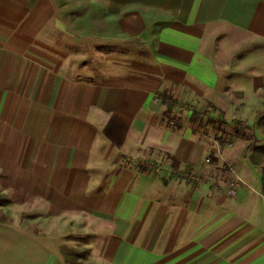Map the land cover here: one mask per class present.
<instances>
[{"label":"crops","instance_id":"crops-1","mask_svg":"<svg viewBox=\"0 0 264 264\" xmlns=\"http://www.w3.org/2000/svg\"><path fill=\"white\" fill-rule=\"evenodd\" d=\"M262 94L264 0H0V264H264V161L190 121Z\"/></svg>","mask_w":264,"mask_h":264},{"label":"rangeland","instance_id":"rangeland-1","mask_svg":"<svg viewBox=\"0 0 264 264\" xmlns=\"http://www.w3.org/2000/svg\"><path fill=\"white\" fill-rule=\"evenodd\" d=\"M161 99L158 98V103L157 104H160L161 102ZM163 109V107H162ZM192 109L193 107L190 106V105H187L185 106V104H180L178 101H177V104L175 106V109L173 111V114L172 116L169 118V119H166V122H168L169 124H174V123H180V124H184L186 126H189L190 123L188 121V117L190 115V113L192 112ZM198 112L202 113L203 112V108L201 110H198ZM208 116L209 115H213V116H216L217 113H210L208 112L207 113ZM226 119V118H225ZM227 122H228V127L225 128V130L223 131L224 133L221 134H215L214 132H212V130L210 128H206V129H203V133L205 132V135L209 136L212 141L214 142V146L216 147L217 150H219V152L222 150V149H229L233 147V145L238 142V140H234L232 139L231 135L233 134V131H234V128H235V124L232 123V119H230V117H227ZM244 122V121H243ZM244 125H246V122H244ZM191 126V125H190ZM192 127V126H191ZM194 128V126L192 127V129ZM255 132V137H256V140L254 141V138L252 136H250V134L247 135V138H246V141H240V144L242 146H244V149H247V146L248 144H251V143H254L255 146H261V145H264V137H261L260 135H257L256 134L258 133L256 130H254ZM218 138H222V143L220 142H217V139ZM233 141V142H231ZM232 143V144H231ZM224 144V145H223ZM230 144V145H228ZM221 156V155H220ZM204 163L206 165H208V167H212L211 165V161L210 159H205ZM226 170H230L231 167L229 164H227L226 166ZM177 177V176H176ZM185 181L189 182V181H193V182H203V180H207L206 178L204 177H201V176H196V175H186V176H181ZM190 179V180H189ZM195 179V180H194ZM231 183V181H230ZM0 203H3V200L0 199Z\"/></svg>","mask_w":264,"mask_h":264},{"label":"trees","instance_id":"trees-1","mask_svg":"<svg viewBox=\"0 0 264 264\" xmlns=\"http://www.w3.org/2000/svg\"><path fill=\"white\" fill-rule=\"evenodd\" d=\"M262 98H264V94H262ZM163 99H164L163 101L164 104H166L167 106L165 114L171 117L175 103L172 97L167 94L163 95ZM190 121L192 123L197 122L198 128L201 127L203 122L205 121L204 125H209V126L211 125L214 131L221 132L223 134L224 122L221 120H218L216 122L214 119L210 117L204 119L203 115L193 113L191 115ZM256 126L257 129L261 132V134H264V113H262L258 118ZM249 132H250V128L245 127L240 122L236 123L235 131H234L235 138L245 139L249 134ZM217 142L222 143V138L217 139ZM250 148L252 149V155L250 157L251 163L253 165H259L262 161H264V146L256 147L254 143H251Z\"/></svg>","mask_w":264,"mask_h":264},{"label":"built area","instance_id":"built-area-1","mask_svg":"<svg viewBox=\"0 0 264 264\" xmlns=\"http://www.w3.org/2000/svg\"><path fill=\"white\" fill-rule=\"evenodd\" d=\"M156 172L159 173L160 172L159 169H156ZM227 194L229 196H234V187L232 184L230 185V188L228 189Z\"/></svg>","mask_w":264,"mask_h":264}]
</instances>
